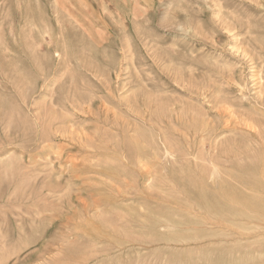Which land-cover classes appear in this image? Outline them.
<instances>
[{
  "label": "rangeland",
  "instance_id": "obj_1",
  "mask_svg": "<svg viewBox=\"0 0 264 264\" xmlns=\"http://www.w3.org/2000/svg\"><path fill=\"white\" fill-rule=\"evenodd\" d=\"M0 264H264V0H0Z\"/></svg>",
  "mask_w": 264,
  "mask_h": 264
},
{
  "label": "bare ground",
  "instance_id": "obj_2",
  "mask_svg": "<svg viewBox=\"0 0 264 264\" xmlns=\"http://www.w3.org/2000/svg\"><path fill=\"white\" fill-rule=\"evenodd\" d=\"M222 109H223V111H225L224 108H222ZM220 110H221V109H220ZM145 165H146V164H145ZM145 167H146V166H145ZM143 170H144V169H143ZM203 223H204V222H203Z\"/></svg>",
  "mask_w": 264,
  "mask_h": 264
}]
</instances>
